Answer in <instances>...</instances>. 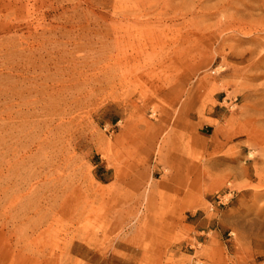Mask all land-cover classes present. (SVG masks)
Listing matches in <instances>:
<instances>
[{
  "label": "rangeland",
  "instance_id": "1",
  "mask_svg": "<svg viewBox=\"0 0 264 264\" xmlns=\"http://www.w3.org/2000/svg\"><path fill=\"white\" fill-rule=\"evenodd\" d=\"M0 264H264V0H0Z\"/></svg>",
  "mask_w": 264,
  "mask_h": 264
}]
</instances>
